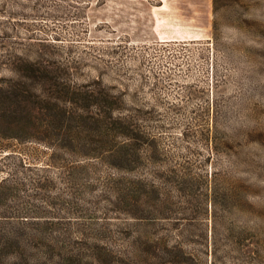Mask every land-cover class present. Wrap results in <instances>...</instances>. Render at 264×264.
<instances>
[{"label":"rangeland","instance_id":"1","mask_svg":"<svg viewBox=\"0 0 264 264\" xmlns=\"http://www.w3.org/2000/svg\"><path fill=\"white\" fill-rule=\"evenodd\" d=\"M213 17L212 0H0L6 264H166L165 244L179 264H264V0H222L215 45ZM29 62L69 87L64 118L40 115Z\"/></svg>","mask_w":264,"mask_h":264},{"label":"trees","instance_id":"2","mask_svg":"<svg viewBox=\"0 0 264 264\" xmlns=\"http://www.w3.org/2000/svg\"><path fill=\"white\" fill-rule=\"evenodd\" d=\"M222 5V0H212V10H213V22H212V43L213 45H215V41H216V35L218 32V20L216 18L218 11L220 10V7ZM34 66L33 68V77H35V79H37V81L40 83V85L45 86L44 89L47 91L45 94L38 92L36 95L37 98V102L38 105L40 106V115H44V116H50V112L51 109H55L57 108V111L54 113L55 115H60V113L62 114L61 117L64 118L65 115L67 114V111L65 110V108L63 107L65 104H67L68 102H71V99H73L74 95H68L69 92V87H65V85L62 82H57L56 80V76L51 75V73L49 74V69H47V66H44L43 64L40 63H32L29 62V66ZM17 94L16 97H20L19 95L22 96V100L24 102L27 101L28 96L25 94V91L22 90V92H19L18 89H16ZM23 93V94H21ZM100 100L102 101V113H103V117L104 118H113L111 120L113 123L117 122L120 123L121 120H123V118L121 117H115L113 116L114 114V110L105 108L106 106H104L103 102L105 99V96H100ZM85 103V105H88L92 99L91 94L85 93L82 98H81ZM42 108H44V110H41ZM52 113V112H51ZM135 130L134 127H131V125L126 124L125 126H123L121 132L125 135H130L133 133V131ZM138 135V134H136ZM143 184V183H142ZM141 184V185H142ZM149 219H153V217H147ZM26 242H37V241H41V239L36 238V237H27L26 238ZM15 242L16 244L20 243V239L18 237H14V236H9V235H5V234H0V264H6V259H8L7 261H9V259L11 257H13V255H15V250H12L10 248H7L6 246L9 245V243ZM203 248L204 250L202 251L203 253H207L206 249H207V245L206 243H203ZM145 250H143L142 252H144ZM139 253L142 254L139 250V247H137L133 253V257L135 259V262H137L138 257H139ZM153 253L155 252V249L153 250ZM158 255V257L161 258L162 263H166V264H179L181 261H183L182 259L185 258L184 257V253L182 250H180V248H178L177 246H171L168 247L167 244H165V246L163 245V247L161 248V254L156 253ZM15 257V256H14ZM12 264H18L17 262H13Z\"/></svg>","mask_w":264,"mask_h":264}]
</instances>
